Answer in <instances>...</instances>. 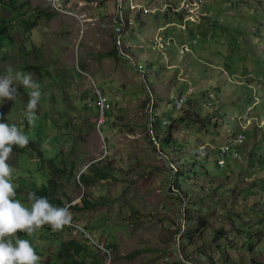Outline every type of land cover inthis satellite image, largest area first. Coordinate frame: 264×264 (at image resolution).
<instances>
[{
	"label": "rangeland",
	"instance_id": "rangeland-1",
	"mask_svg": "<svg viewBox=\"0 0 264 264\" xmlns=\"http://www.w3.org/2000/svg\"><path fill=\"white\" fill-rule=\"evenodd\" d=\"M167 1L145 0V5ZM64 4L77 18L56 13L49 0H0V25L12 38L6 36L0 47V73L11 65L32 73L41 85L33 125L25 118L30 89L17 85L14 100H0V122L15 124L37 142L45 161L38 150L24 149L26 160L12 152L8 163L16 196L30 207L28 193L42 181L34 178L36 168H49L47 160L58 166L67 162L59 167L66 168V176L50 170L56 194L64 205L78 204L70 210L72 219L101 246L90 247L80 229L68 224L58 231L45 224L32 235L18 232L31 242L38 264H264V128L258 123L264 120V0H207L202 10L215 16L192 24L203 35L199 48L205 49L196 56L152 49L157 29L180 21L170 11L143 16L130 33L134 45L145 47L132 55L144 65L154 63L145 72L163 118L169 119L168 127H159L160 138L165 144L172 133L176 142L165 148L170 165L147 136L141 75L128 60L111 56L112 24L105 16L114 14L115 0ZM176 38L195 37L177 32ZM86 74L112 100L118 97L100 129L99 111L84 106L91 85ZM186 91L192 99L179 112L175 100ZM212 94L220 102L209 106ZM173 117L188 121H176L171 131ZM240 121L249 125L246 140L238 157L228 156L222 168L216 149L234 140ZM98 161L108 166L109 178L89 186L79 182L80 173L95 176L87 167ZM71 239L90 247L89 254L65 256L62 245Z\"/></svg>",
	"mask_w": 264,
	"mask_h": 264
},
{
	"label": "clouds",
	"instance_id": "clouds-1",
	"mask_svg": "<svg viewBox=\"0 0 264 264\" xmlns=\"http://www.w3.org/2000/svg\"><path fill=\"white\" fill-rule=\"evenodd\" d=\"M49 1L51 2V6L56 13L67 14L77 18L74 12L70 10V7L64 4V0ZM115 2L116 5L113 10L114 14H108L105 16L109 19L108 22L112 24L110 28L111 31H109V39L115 51H113L111 56L116 54L117 57L128 60L135 68L137 73L141 75L146 86L147 93L146 109L149 122L147 136L154 148V151L157 154L163 156V160H165L168 164V162L171 161L164 154V152H166L165 148L176 144V142L174 143L171 141L172 133L165 140V144H163V141L160 138L159 127H168L169 119L163 118L162 111L159 109L153 94L154 89L151 86V83L148 81V75L145 72L147 68H152L154 63H149V65L147 63V65H144L138 62L137 59L132 55V50L137 48L145 50V47L139 43L134 45L133 43L135 40L130 37V33L135 30V25L141 26L142 22L145 21L143 16L159 15L162 14V12L170 11L171 13L175 14L180 21H171L167 22L164 26H160L156 31L157 34H154V45L152 49L162 50V54L165 55L167 50L174 48L180 54L191 53L192 55L196 56V52L198 50L205 49H203V46L199 48L201 43L200 38H202L203 35H201L199 32H196V28H192V24L201 22V19H204V17H211L212 19L215 14H212L210 11L211 9L208 11L202 10L207 0H170L165 4L155 5L154 7L145 5V0H115ZM92 3L96 4V2ZM2 5L4 6V3ZM93 20L95 19H92V21ZM30 27V30H33L36 27V22ZM30 30L25 31L29 32ZM83 32L84 31L82 30V33ZM177 32L190 34L191 37L195 38H191L192 41L189 42L185 41L184 39H178L176 38ZM6 36L11 42L12 38L9 35L7 28L4 34V40L1 45L5 42ZM203 45H205V43ZM151 73L153 74L152 71ZM228 73L229 80L232 81L234 74L231 75L230 72ZM86 75L87 76L84 77H86L87 83L89 80L91 85L86 90L84 95V106L89 109H96L99 111L98 127L100 129L101 126L105 124L106 114L108 112L111 113V111L114 110V104L117 102L118 97L112 100L110 96L108 97V93L95 85L92 76L89 74ZM17 85L22 86L25 90H31L27 93L28 101L26 105L25 118L29 125H33L37 119L36 111L41 96V85L33 78L32 73L14 70L11 65H8L6 67V71L4 73H0V100H14L19 93L18 88L16 87ZM173 93L174 92H172L169 96L171 101ZM175 93L177 94L178 92ZM216 93H218V95L220 94V92ZM191 97L192 95L186 91L175 100L176 107L179 112L184 109V106H187L189 101L192 99ZM210 101L211 102L209 106H213V102L215 101L216 103H219L220 99L212 94ZM257 105H255L256 109ZM245 115L246 113L240 117H244ZM245 118L246 117H244V119ZM174 119L176 118L173 117L170 119V122L172 123L171 131H173V123L176 121L181 123L188 121V119H185V117L180 120H176L175 122ZM196 123L199 124V122ZM258 123L262 124V127L261 125H258L262 130L264 128V120H260ZM248 131L249 125L245 126L243 122H241V131L235 136L232 142L219 148H211V150L217 148L216 151L218 155V165L220 167H227L226 158L228 156L231 155L235 158L238 157V146L245 142ZM30 141L31 140H29V137L15 124L0 122V264H38L40 257L37 255L31 242L28 239L19 238L17 233L24 232L28 235H32L36 230L42 228L45 224L49 225L53 231L61 230L67 224L73 228L80 229L79 233L85 238L89 246L100 249L99 247L101 246L96 241L94 236L90 234L87 229L77 225L75 220L72 219V213L70 210H72L73 207L78 208V204L72 205V203H70L67 205L63 204L62 206H56L52 204L48 197L37 196L35 190H38L41 185L32 188V191L28 193V198L26 201H28L27 204L30 205V207H27L21 203V196H16V190L12 182L13 168L9 165L8 161L11 158L12 152L21 156L24 155L25 160L28 154L23 152L24 149L30 151L36 150V148L33 147L28 148ZM15 146H18L19 149H16ZM38 150L41 152L40 149ZM202 151H204V154L207 157L210 156V152L206 147L203 146ZM41 158H43V156ZM47 161L48 164H51L50 160ZM66 163L57 167L59 168L64 166ZM74 165L75 163L72 164V167ZM91 165H96L100 168L102 167L101 170L104 172H110L108 171V166L104 168V165H102L100 161L90 164L87 167V170L89 169L90 172H94L95 176L93 178L96 179V182L103 181L104 179L96 177L97 174L95 173V170L89 168ZM168 165H170V163ZM82 175L88 176V173L83 172L79 174L78 180L81 183H83V179H81ZM18 178H20L22 181L25 179L21 177ZM34 178H41V176L39 175ZM84 199L85 197L81 198V202L83 204ZM203 224H205V222H203Z\"/></svg>",
	"mask_w": 264,
	"mask_h": 264
},
{
	"label": "trees",
	"instance_id": "trees-1",
	"mask_svg": "<svg viewBox=\"0 0 264 264\" xmlns=\"http://www.w3.org/2000/svg\"><path fill=\"white\" fill-rule=\"evenodd\" d=\"M6 28L3 25H0V45L4 40V34H5ZM2 46V45H1ZM0 46V47H1ZM28 148H36L38 150L39 148L37 147V142H29ZM16 149H19L18 146H15ZM39 151V150H38ZM40 157L42 156V152L39 151ZM43 159V158H42ZM26 160V159H25ZM42 162H45L44 159L41 160ZM51 164H49V168L44 169L42 167H37L36 168V173L38 175L40 174L42 181H41V187L36 191L37 196H46L48 197L49 201L56 205V206H62L64 203L62 199L56 194V182L53 179L52 174L50 173V170H57L59 172V175L61 176H66V169L63 167L59 169L57 164L53 161H50ZM89 168L92 170H95V173L97 174V178H102V179H107L109 178V173L102 171V167H97L96 165H91ZM37 175V176H38ZM81 179H83L84 183L86 185L93 184L95 182V178H90L88 176L82 175ZM84 205L87 207H90V201L88 200H83ZM76 208V207H75ZM62 251L63 254L67 257H72L74 254H76L79 257H82L83 255L89 254L90 247L83 248L82 244L80 241L76 239H71L70 241L64 242L62 245ZM86 257V256H85Z\"/></svg>",
	"mask_w": 264,
	"mask_h": 264
}]
</instances>
